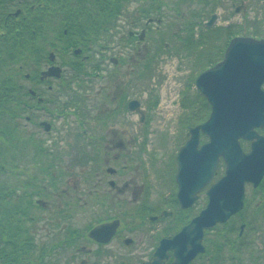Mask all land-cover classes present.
<instances>
[{"label": "flooded vegetation", "instance_id": "af4514ba", "mask_svg": "<svg viewBox=\"0 0 264 264\" xmlns=\"http://www.w3.org/2000/svg\"><path fill=\"white\" fill-rule=\"evenodd\" d=\"M40 1L42 0H0V41H7L8 35L12 31L19 32L20 24L27 21L28 12H33L35 2L39 3ZM217 1L219 3L221 0ZM36 5L42 6L40 3ZM232 6L235 7V4ZM242 10H244V17L250 23L247 25L249 28L247 34L237 32L232 23L219 26L216 23L217 20H221L218 15L212 27H207L204 24L207 29L203 32L213 36H206L208 40L198 46L202 51L199 54L203 58L201 63H196L197 69L200 71L195 80L198 93L195 95V93L192 94V91H188L187 95L182 98L180 109L186 114L183 117L180 116V124L188 131L183 146L190 139V129L203 125L211 116L212 107L197 87L198 78L225 61L226 54L235 39L251 38L264 41V21L261 23L259 20V23L253 24L254 18L251 13L248 14L245 2L235 10L236 15L240 14ZM163 21L164 18L147 20L146 29L143 28L141 34L130 32L128 41L123 40L120 45H123L122 47L131 46L134 45V41H137V44L143 43L145 36L150 31L149 26L155 24L161 26ZM133 23L140 26L137 21L133 20ZM209 38L211 42H208ZM173 39L178 40L183 47H189L188 49L192 46L191 41H180L176 37ZM53 40L54 47L51 48L53 51L48 47L46 55H41L38 63L40 68L22 74L23 89L27 92L28 98L21 102V105L25 108L24 113L26 114L23 120L24 128L28 131L31 127L36 128L35 131L39 138L46 142L45 145L49 152L55 154L54 158L57 157L55 167L58 172L61 169L64 172L59 175L54 173V180L44 181L42 186L44 190L38 192L37 197H34L30 204L24 196L27 191L23 188L15 191V202L8 203L9 214L7 216L10 219L7 223L8 236L0 235V264H176L177 246L169 245V249L160 256L158 251L165 241L175 239L201 216L209 204L207 196L209 189H202L197 194L195 203L189 208H184L178 197L179 185L176 181L177 176H175L174 190L159 204L151 202L153 200L151 198H140L139 194L145 192V187L139 188L135 177L131 179L126 177L129 172L138 173L137 167L131 161L134 162L139 154L143 158L150 159L153 163L156 162L155 160H159L155 159L152 153L150 156L147 155L149 151L141 149L142 140L132 138L131 141L128 140L125 143L123 140L120 141L118 136L114 138L106 136L102 129L108 125L106 123L109 121L118 120L119 117L116 118V116L125 111L140 115V123L143 124L146 110L137 101L139 105L132 111L130 104L136 100H131L126 104L124 97L118 101L116 109L105 115L104 118L94 116L93 111L97 108L88 105L87 95L84 97L82 90L89 92L95 87L92 83L105 80V59L108 58L106 51L109 47L87 48L88 54H83L84 51L79 48L73 49L75 56H82L80 62L85 64L87 72V75H79L77 78L76 61L68 60L69 58L66 57L67 55L72 56L71 51L61 47L62 44L58 36ZM61 50L67 54L65 59L59 57ZM78 51H80L79 54ZM154 55H156L154 59L158 61L160 55ZM152 56L150 59H153ZM110 62L114 65L118 63L114 58H110ZM54 67L62 70L61 76L44 78V73ZM63 77L66 80L75 77V83L72 84V88H67L62 92ZM83 79L86 80V84L79 86L81 91H76L73 85L83 82ZM88 81H91V84ZM261 91L264 93V83L261 85ZM66 92L68 95L65 94ZM67 96H74L80 101L75 103V107L61 110L59 106L67 104L66 100L61 101V99ZM190 96L193 97L190 98ZM204 100H206L207 107L210 108L207 120H205L204 108L206 105ZM69 109L72 110L68 112ZM29 114L37 117L36 126ZM50 115H56L59 118L70 115L79 124L78 128L82 133L74 132L71 135L77 139L75 146L76 150H79L76 158L72 159L71 167L72 169L77 166L84 167L81 176L74 178L75 182L83 181L84 196H69L68 191H60L67 178L71 175L73 177L71 173L73 171L62 164L65 157H68V153L61 152L57 143H53L52 146L48 145L52 131L55 130ZM46 119L49 120V123L46 122ZM95 121L98 124L97 127L92 126ZM191 124H195V126H190ZM254 131L258 138L264 139L263 128H255ZM258 138L240 140V146L245 155L252 154L253 146ZM208 142V137L201 133L199 149ZM183 146L180 147L179 152ZM124 153L127 154L125 157ZM178 154L175 158L178 166L176 174L179 170ZM110 165H119L120 170L109 167ZM106 166L108 168L104 172ZM219 168L223 174L219 173ZM133 169L135 170L133 171ZM225 173L226 164L222 159L215 173V180L213 179L215 183L210 185L217 184L225 176ZM104 177L111 178L108 184L103 179ZM119 183L123 185L121 188L118 186ZM69 184L70 187L74 186V183L70 182ZM106 184L109 188L105 189ZM244 189L243 208L226 222L203 230L202 251L188 264H264V175L258 184L245 183ZM205 197H207L206 202ZM55 203L58 206H55ZM109 206L116 209L118 214L103 216L99 213L100 209H110ZM51 209H53L52 213H50ZM93 210L96 211L93 212ZM42 220L46 224V230L52 231L54 234L51 247L39 244L37 240L34 229ZM145 240L146 243L143 244ZM136 247H139L140 251L146 249L148 255L140 258L136 254L125 255L126 250Z\"/></svg>", "mask_w": 264, "mask_h": 264}, {"label": "rangeland", "instance_id": "374dc122", "mask_svg": "<svg viewBox=\"0 0 264 264\" xmlns=\"http://www.w3.org/2000/svg\"><path fill=\"white\" fill-rule=\"evenodd\" d=\"M163 1L168 3L169 6L163 9L162 17L164 16V21L162 25H153L150 32L145 36L143 43L137 44V41H134V45L124 46V48L120 43L123 40L128 41L130 32H138L141 34L143 25L147 21L144 20V23H140V26L134 25L133 19L135 21L138 18V9L151 2V0H132L123 18L119 20L116 31L112 34V43L106 45L109 48L106 51L108 58L105 59V80L92 83L95 87L89 92L82 90L84 97L87 95L88 105L97 108L93 111V115L96 117L104 118L105 115L110 114L116 109L118 101L124 97L126 104L131 100H136L146 110V118L143 124L140 123V115L125 111L116 116V118L119 117L118 120L115 119L112 122L109 121L106 123L108 125L102 130H104L106 136L108 135L111 138L118 136L120 141L123 140L125 143L128 140L131 141L132 138L142 140L141 149L149 151L147 155L150 156V153H152L155 156L154 158L159 160H155L156 162L153 163L150 159L143 158L139 154L136 156L134 162L131 161L137 167L138 173L133 174L129 172L126 176L130 179L135 177L139 188L143 189L145 187V192L139 194L140 198H151L153 199L151 202L155 204H159L160 201L174 190L175 176L178 175L176 174L178 166L175 158L180 147L185 143V135L188 133L180 124L181 117L186 114L185 111L180 109V106L182 104V98L187 95L188 91H192V94L195 93L197 95L198 90L195 85V80L200 71H198L196 63H201L203 60L201 54H199L202 51L198 47H193L195 43L188 49L189 47H183L178 40L172 38L174 33L181 32L180 25L184 22L183 18L178 16L177 12L172 9L173 4L180 3V0ZM223 1L221 0L218 3L217 0H212V2L211 0H194V3L191 4L188 0V3L183 5L181 13L184 15V18L188 19L187 21H194L192 15L196 11L204 16L200 21H196L198 24L200 22V24L194 26V41L198 42L200 39V31L207 29L204 24L207 25L213 15L215 17L218 15L221 18V20H217L216 22L219 26L232 23L237 32L247 34L249 32L247 25L250 23L244 17V10L238 15L235 13V10L242 6L243 2L246 3L248 14L251 13V16L254 18L252 21L253 24L259 23V20L261 23L264 21V0ZM233 4H235V7L232 6ZM196 28L198 29L196 30ZM180 36H184V34ZM161 37H165V43L161 42ZM106 42V40L105 42L103 41L102 46ZM154 54L160 55L158 61L154 59L156 56ZM151 55H153V59H150ZM110 58H114L118 63L116 65L112 64ZM84 80L81 83L78 82L80 84L73 85V88L76 91H81L79 86L86 84V80L85 82ZM88 83L91 84V81H88ZM71 110L69 109L68 112ZM46 120L49 123V120ZM50 120L55 130L52 131L48 145L52 146L53 143H57L58 149L61 152L68 153V157H65L66 159L63 160L62 164L64 167H68L70 171H73L71 172L73 177L71 175L67 178L66 182L61 186L60 191H68L69 196H84L85 193L82 191L83 181H74V178L81 176L84 167L77 166L73 169L71 167L72 159L76 158V154L79 151L76 150L77 148L75 146L77 139L71 135L74 132H80L78 128L79 124L70 115L62 118L56 115H50ZM97 125L96 121L92 124V126L96 127ZM25 130L27 132L26 128ZM126 155L124 153V157ZM144 159L146 160L144 161ZM109 167L118 171L120 170L119 165H110ZM107 168L108 166L104 168V172ZM218 171L223 174L220 168ZM103 179L107 184L111 180L109 177H104ZM214 180L211 185L215 183ZM70 182L74 183V186L70 187ZM107 184L105 185V189L109 188ZM211 185L207 189H210L212 187ZM118 186L121 188L123 185L119 183ZM148 192L149 194L147 195ZM206 200L207 197H205V202ZM110 205L112 206L113 204ZM52 206L54 207V204ZM55 206L58 205L55 203ZM111 206H109L110 209H100L99 213L103 214V216H108L109 214L114 216L118 214V211ZM52 210H50V213H52ZM96 210H93V212ZM46 229V224L42 220L34 231L37 234L36 237L39 244L51 247L54 234L52 231L48 232ZM145 243L146 240L143 244ZM136 248L126 250L125 255L136 254L138 258L148 255L146 249L140 251L141 249L139 247Z\"/></svg>", "mask_w": 264, "mask_h": 264}, {"label": "trees", "instance_id": "16d2710c", "mask_svg": "<svg viewBox=\"0 0 264 264\" xmlns=\"http://www.w3.org/2000/svg\"><path fill=\"white\" fill-rule=\"evenodd\" d=\"M131 2L132 0H42L39 2L42 6L36 5L39 3L35 2V10L28 12L27 21L20 24L19 32L12 31L7 41H0V235L3 237L8 236L7 223L10 221L7 216L8 203L15 202V191L21 188L27 191L24 196L30 204L34 197H37V193L44 190L42 187L44 181L54 180V173L59 175L64 172L62 169L58 172L55 167L57 157L54 158L55 154L49 152L46 142L39 138L35 131L36 128L31 127L25 132L23 120L26 114L21 102L26 101L28 94L23 89L22 74L40 68L38 63L41 55H46L48 47L53 51L51 49L54 47L53 39L58 36L61 47L68 48L66 50H70L72 54L70 57L61 50L59 57L65 59L67 55L68 60L76 61L77 78L79 75H87L85 64L80 62L82 56H75L73 49L79 48L84 51L83 54H88L87 48H104L112 43V34ZM189 2L193 4L194 0ZM186 3L188 0H180V3L173 4L172 9L184 22L180 25L181 32L174 33L172 38L191 41L192 45L195 43L193 47H198L208 40L206 36L213 35L210 33L204 35L201 31L199 43L194 41V26L199 25L200 22L198 24L196 21H200L204 16L193 11L194 21H187L188 19L181 13V8ZM168 6L169 4L163 0H151L149 4L138 9V18L135 21L140 25L144 20L161 19L164 17H162L164 7ZM143 28L146 29L145 24ZM151 29L152 26H149V30ZM182 34L184 36H180ZM105 40L107 42L102 46ZM165 41V37H161V42ZM208 42H211L210 38ZM74 78L69 80L62 78V92L72 88ZM65 94L68 95V92ZM62 100H66L67 104H61L59 106L61 110L75 107V103L80 101L74 96H67ZM204 101L207 120L210 108L207 107L206 100ZM29 116L36 126L37 117L31 114ZM23 182L25 184H22Z\"/></svg>", "mask_w": 264, "mask_h": 264}, {"label": "water", "instance_id": "95a60500", "mask_svg": "<svg viewBox=\"0 0 264 264\" xmlns=\"http://www.w3.org/2000/svg\"><path fill=\"white\" fill-rule=\"evenodd\" d=\"M215 19L214 16L207 27H212ZM61 73V69L54 67L43 77H60ZM263 83L264 41L251 38L235 39L225 61L198 78L197 87L212 111L206 123L190 129V139L177 156L176 181L182 206L189 208L195 203L197 194L212 183L222 159L226 173L208 190L209 204L201 216L175 239L165 241L158 251L159 256L169 245L177 246L176 264H188L202 251L203 230L224 223L239 212L243 208L245 183L258 184L262 179L264 139L258 138L254 129H264ZM137 105V101L132 102L130 109L133 111ZM201 133L209 142L199 149ZM257 138L252 154L245 155L240 140Z\"/></svg>", "mask_w": 264, "mask_h": 264}]
</instances>
